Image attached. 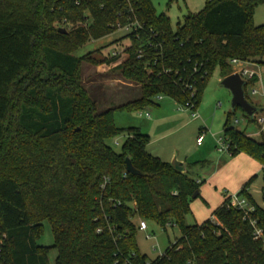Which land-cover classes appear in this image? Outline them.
<instances>
[{
  "label": "trees",
  "instance_id": "obj_1",
  "mask_svg": "<svg viewBox=\"0 0 264 264\" xmlns=\"http://www.w3.org/2000/svg\"><path fill=\"white\" fill-rule=\"evenodd\" d=\"M263 2L208 0L173 29L151 0H0V264H51V249L54 264H264L263 240L228 198L215 220L186 224L201 182L113 118L158 106L162 94L196 107L216 65L224 78L234 58L264 63V24L252 22ZM63 21L69 31L56 26ZM128 24L130 45L119 55L74 54ZM84 60L136 83L139 96L98 109L81 79ZM124 133L117 152L107 140ZM223 135L231 154L264 170V133L256 140L227 120ZM126 158L139 174L126 171ZM248 185L239 192L256 205ZM253 217L264 234V208ZM140 219L181 237L150 261L137 242ZM46 220L53 246L37 242Z\"/></svg>",
  "mask_w": 264,
  "mask_h": 264
},
{
  "label": "rangeland",
  "instance_id": "obj_2",
  "mask_svg": "<svg viewBox=\"0 0 264 264\" xmlns=\"http://www.w3.org/2000/svg\"><path fill=\"white\" fill-rule=\"evenodd\" d=\"M157 14H166L171 20L173 29L182 22L188 13H200L208 0H151ZM252 22L255 25L264 24V2L252 12ZM70 30L65 21L56 26ZM128 32L118 27L109 35L89 40L80 46L74 54L101 59L114 50L124 49L130 45L126 37ZM264 61V59H263ZM245 64L261 75L264 85V63ZM233 68V66H232ZM237 68V67H236ZM234 69V68H233ZM83 85L90 90L91 96L97 101L98 109L121 104L139 96L138 85L123 79L120 75L111 74L84 60L81 68ZM222 77L219 67L212 70L206 81L205 88L198 105L197 118L192 115V109L186 108L173 97L160 95L156 101L158 106L145 110H116L113 118L116 126L122 130L139 129L150 139L146 149L172 162L175 158L186 163L188 176L201 179L199 196L190 201V212L185 217L188 225L201 224L213 215L229 195L237 193L249 182L247 192L256 205L264 208V170L261 163L243 153L229 154L217 149L218 136L223 134L225 122L230 126L244 131L254 139H260L262 128L256 121H250L246 113L239 107L232 109V95L229 89L221 84ZM253 88H259L257 83L245 86L247 99L258 107L257 116H264V98L252 95ZM134 95V96H133ZM113 102V103H112ZM238 119L239 123H235ZM204 136L203 144L197 145L199 135ZM126 133L107 140V143L117 152L121 151ZM118 142V143H117ZM216 218L214 217V220ZM147 230L137 231V242L142 254L155 260L173 244L181 232L177 227L168 226L165 230L158 224L146 221ZM51 225L43 222V232L37 240L38 245L53 246L54 237ZM57 251L51 249L48 257L52 264Z\"/></svg>",
  "mask_w": 264,
  "mask_h": 264
},
{
  "label": "built area",
  "instance_id": "obj_3",
  "mask_svg": "<svg viewBox=\"0 0 264 264\" xmlns=\"http://www.w3.org/2000/svg\"><path fill=\"white\" fill-rule=\"evenodd\" d=\"M135 24H128L123 26V28L127 31L130 32L133 28H134ZM125 49V48H124ZM124 49H119V50H114L112 51L111 55L116 56L119 55L122 51H124ZM256 63L253 61H249V60H240L237 58H234L233 60H231L232 66H233V73H238L240 74L241 78L244 79L245 81V86L249 83H255V80H258V84H259V88H253L251 93L252 95H261V97L263 96L264 98V85H263V80L261 78V75L259 73H257V71H255L254 69L250 68L249 66H253V64H249V63ZM245 64H248L249 66H245ZM237 67V68H236ZM245 86H244V90H245ZM246 95V92H245ZM247 98V95H246ZM184 106L188 109H192V115L194 118H197L198 115L196 113V107L191 104V103H186L184 104ZM249 120L251 119L250 117H248ZM252 121H256L262 128L259 131V134L264 133V116H257V113L254 114V117L252 119ZM235 123H239V120L236 119ZM197 144L201 145L203 140H204V136L199 135V137L197 138ZM217 140V149L221 152H228L229 154H231V144L229 139L225 136V135H221L218 136L216 138ZM118 143V142H117ZM229 199V203H227L228 208L231 207V204H233L234 206H236L239 210L242 211V219L244 221H248L249 224L253 227L254 229V238L257 240H263V244H264V234L263 231L260 227H258L257 225V219H255L253 217V213L256 210V205H254L246 196L240 194V192L234 193L232 195H229L227 197ZM139 226V230L141 231H146L148 226L146 223V220H142L140 219L138 222Z\"/></svg>",
  "mask_w": 264,
  "mask_h": 264
},
{
  "label": "water",
  "instance_id": "obj_4",
  "mask_svg": "<svg viewBox=\"0 0 264 264\" xmlns=\"http://www.w3.org/2000/svg\"><path fill=\"white\" fill-rule=\"evenodd\" d=\"M61 31L65 32V29L61 28ZM221 84L223 87L230 90L232 99L231 106L232 109H236L237 107L241 108L248 117L253 119L254 114L258 112V107L254 106L252 103L248 101L245 95V81L241 78L240 74L232 73L221 80ZM126 171L131 174H139V171L133 166L132 162L129 158L125 159ZM173 168H175L180 173H184L186 170V163L178 161L176 158L171 162ZM198 191H196L193 195V198H196Z\"/></svg>",
  "mask_w": 264,
  "mask_h": 264
},
{
  "label": "crops",
  "instance_id": "obj_5",
  "mask_svg": "<svg viewBox=\"0 0 264 264\" xmlns=\"http://www.w3.org/2000/svg\"><path fill=\"white\" fill-rule=\"evenodd\" d=\"M257 81H258V80H255L254 82L258 84ZM202 144H203V142H202ZM202 144H201V145H202ZM197 145H198V144H197ZM201 145H198V146H201ZM157 156H158V155H157ZM158 157H160V156H158ZM162 160H163V159H162ZM164 161L168 162L167 159H166V160L164 159ZM188 168H189V166L186 164V170H185V173H186L187 175H188ZM197 181H198V182H201L202 180L198 178ZM199 193H200V192H199ZM225 199H226V198H225ZM225 199H224V201H225ZM224 201H223V202H224ZM223 202H222V203H223ZM222 203H221V205H222ZM219 206H220V205H219ZM211 219H214V216H213V215L211 216ZM52 264H54V262H53Z\"/></svg>",
  "mask_w": 264,
  "mask_h": 264
}]
</instances>
